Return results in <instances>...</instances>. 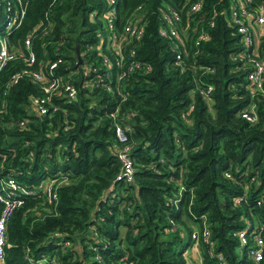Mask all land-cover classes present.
I'll return each instance as SVG.
<instances>
[{
	"label": "trees",
	"instance_id": "obj_1",
	"mask_svg": "<svg viewBox=\"0 0 264 264\" xmlns=\"http://www.w3.org/2000/svg\"><path fill=\"white\" fill-rule=\"evenodd\" d=\"M25 1L24 19L8 43L22 49L34 23L46 26L32 36L31 67L60 56L65 78L62 66L73 68L76 47L82 61L99 64L98 52L106 50L96 31L105 0ZM184 1H115L114 30L141 15L135 58L150 64L120 80L123 96L98 84L78 89L71 100L53 96L58 107L36 113L30 98L41 95L37 82L22 76L7 85L23 65L20 57L1 69L0 180L24 190L6 221L5 264H194L191 232L203 228L201 264L249 263L237 253L233 232L246 220L247 232L264 226V82L251 87L246 66L233 58L241 44L227 21L231 0H203L197 12H188ZM166 4L186 25L184 45L158 34ZM195 22L208 34L196 45ZM77 79L70 80L77 86ZM207 84L204 97L198 88ZM251 105L254 121L242 115ZM116 106V120L129 128L131 182L117 177L109 116ZM48 179L56 182L53 203L42 190Z\"/></svg>",
	"mask_w": 264,
	"mask_h": 264
},
{
	"label": "built area",
	"instance_id": "obj_2",
	"mask_svg": "<svg viewBox=\"0 0 264 264\" xmlns=\"http://www.w3.org/2000/svg\"><path fill=\"white\" fill-rule=\"evenodd\" d=\"M115 1L105 0L106 9L101 14L102 29H97L98 45L104 41L106 52H98L99 64L94 65L90 61H82L76 59L73 62V68L69 64L62 66L66 70L67 75L64 78L59 72V64L63 63L60 56L49 59L37 60V65L31 67L36 60V55L31 48V39L35 31L38 29L42 34L46 33V26L40 24V21L34 23L23 37L22 49L9 46V34L19 27L25 15V0H0V71L16 57H20L23 65L14 69L10 75L7 85L16 82L22 76L28 77L31 81L37 82L41 90V95L31 96L30 104L34 112L44 113L50 108L54 111L58 106L53 103L52 97H63L71 100L75 98L77 90L84 88L92 89L98 84L108 91L116 90L120 96L123 92L118 86L120 80L128 74L140 69H149L150 64L145 60L135 58L136 42L142 34L141 15L134 14L130 19L125 21L118 30L113 29V20L115 18ZM203 0H185L188 12H197L202 6ZM139 7V6H137ZM227 21L232 24L236 33L239 35L241 51L233 55V58L240 59L247 68L246 79L251 87L261 89L264 82V0H231L227 11ZM202 20L198 18V21ZM197 21V22H198ZM189 26L194 34L193 43L196 45L208 37L204 27L196 25ZM188 23V22H187ZM206 25L212 26L214 23V13L205 20ZM158 34L167 38L174 39V46L178 44L184 45L186 39V25L182 24V18L178 9L166 4L161 15L160 25L158 26ZM104 31V34H103ZM42 53H45L43 50ZM179 55L176 54V57ZM112 69H115L112 72ZM211 71L209 68L205 70ZM78 78L77 86L70 80L72 77ZM106 79V81H103ZM114 81L113 84L110 82ZM199 92L204 96H208L211 85L198 88ZM118 114V106L109 112V116L114 121L113 132L117 142L112 145L116 149V156L119 160V171L117 177L125 182H131L133 177V167L131 157L129 155V147L125 143L127 138V125L122 126L116 116ZM242 115L248 121L256 119L254 106L251 105L242 111ZM23 124V120L19 121ZM226 176L229 174L224 173ZM56 182L48 179L43 183V192L48 203L56 200L55 192ZM19 186L12 179L0 180V264L4 262L5 247V225L12 209L22 202L21 193L23 189H17ZM241 198L236 199L238 202ZM256 203H259L256 200ZM246 227L233 232L237 238L236 250L244 253L248 264H263L264 255V226L256 225L249 228L246 220ZM207 237L206 228L201 232L192 230L191 248L198 249V237ZM189 249V250H190ZM188 250V251H189ZM199 252V251H198ZM194 264L200 263L198 260Z\"/></svg>",
	"mask_w": 264,
	"mask_h": 264
},
{
	"label": "crops",
	"instance_id": "obj_3",
	"mask_svg": "<svg viewBox=\"0 0 264 264\" xmlns=\"http://www.w3.org/2000/svg\"><path fill=\"white\" fill-rule=\"evenodd\" d=\"M189 253H188V256H190L191 258L194 256V254H195V256H194V258L196 259V260H198V249H195V248H192V249H190L189 251H188ZM195 260V261H196Z\"/></svg>",
	"mask_w": 264,
	"mask_h": 264
},
{
	"label": "water",
	"instance_id": "obj_4",
	"mask_svg": "<svg viewBox=\"0 0 264 264\" xmlns=\"http://www.w3.org/2000/svg\"><path fill=\"white\" fill-rule=\"evenodd\" d=\"M76 56H77V61H79L80 58H79V53L77 52V47H76Z\"/></svg>",
	"mask_w": 264,
	"mask_h": 264
},
{
	"label": "rangeland",
	"instance_id": "obj_5",
	"mask_svg": "<svg viewBox=\"0 0 264 264\" xmlns=\"http://www.w3.org/2000/svg\"><path fill=\"white\" fill-rule=\"evenodd\" d=\"M236 251H237V250H236ZM237 253L240 254V251H237ZM194 256H195V254H194ZM194 256H193L192 258H193V260H194V262H195L196 259H194Z\"/></svg>",
	"mask_w": 264,
	"mask_h": 264
}]
</instances>
